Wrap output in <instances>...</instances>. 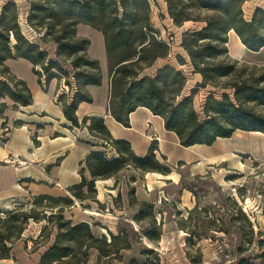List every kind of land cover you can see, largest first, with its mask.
Instances as JSON below:
<instances>
[{
    "label": "rangeland",
    "instance_id": "1",
    "mask_svg": "<svg viewBox=\"0 0 264 264\" xmlns=\"http://www.w3.org/2000/svg\"><path fill=\"white\" fill-rule=\"evenodd\" d=\"M32 1L45 6L42 0ZM10 2H14L16 8L5 9ZM30 2L0 0V16L5 14L6 28L19 31L30 42L39 44L47 52L49 60L61 65L65 73L51 70L56 75L52 80L62 85L64 92L61 93L67 99L74 88L78 89L72 66L73 57L67 52L59 56L56 41L61 38L60 44L69 43L67 37L75 33V27L67 26L66 21L58 18L51 6H45L48 8L45 12H33ZM150 2L151 25L161 31L162 39L170 44L171 52L165 59H157L144 70L143 75L154 77L158 69L164 66L181 69L178 62V57H181L187 62L181 70L186 72L188 83L176 99L180 102L197 85L190 57L186 56L187 52L181 46L182 37L188 30L201 29L205 24L191 21L181 27L174 23L172 26L163 4L159 0ZM257 7L264 8V0H246L243 5L244 18L251 20ZM14 12L18 13L17 25L13 21ZM11 40V46L17 44L14 35H11ZM127 53L114 50L112 60L116 61ZM223 60L236 64L232 75L220 78L214 86L200 88L194 94L193 109L201 121L206 119L205 107L210 94L216 100H221L223 94L234 100L235 91L228 85H234L239 76L250 78L254 85L264 86V64L259 60L234 61L228 55ZM36 71L45 81L46 73L42 67L37 66ZM13 76L0 66V80L20 90L22 87L16 86L17 78ZM171 96L168 92L167 97ZM250 107L264 116V106L253 102ZM4 119V116H0L1 141L5 140L9 129ZM239 160L243 165L239 164ZM237 161L224 167L213 166L211 172L203 176H191L188 166L179 172L172 167L175 171H171L167 168L169 165L161 161L168 169V174H173V181H179L178 174L181 175L180 183L176 186L172 181L142 172L128 160L113 176L91 177L95 181L96 193L88 192L85 187L82 201L75 197L79 189L73 188L65 189L67 192L64 190L62 193L64 197H51L68 199L67 202L40 200L38 196L27 194L24 198L14 200L6 213L0 211V217L7 218L11 212L19 215L20 222H13L12 225L23 227L24 231L21 238L14 241L13 247L19 243L23 245L24 240L28 241L25 243L26 247L30 245L27 253L38 250L40 246L51 248L58 234L66 233L72 226L82 222L90 225L95 239L104 238L97 242L85 240L84 244L61 239L60 247H71L72 255L52 264H264V160L256 161L243 156ZM97 187L101 192L100 200ZM137 190L140 191L139 195L136 194ZM21 216L30 217L26 225L22 223ZM66 221L72 224L61 230L58 225ZM0 233H6L3 224H0ZM112 235L117 239L112 241ZM98 249L111 255L105 257ZM42 256L40 252L32 263L40 264ZM0 264L6 263L1 260Z\"/></svg>",
    "mask_w": 264,
    "mask_h": 264
},
{
    "label": "trees",
    "instance_id": "2",
    "mask_svg": "<svg viewBox=\"0 0 264 264\" xmlns=\"http://www.w3.org/2000/svg\"><path fill=\"white\" fill-rule=\"evenodd\" d=\"M164 1L167 4L168 14L176 26L181 27L184 23L191 21L205 24L201 29L188 30L182 37L181 46L190 57L192 72L200 74L203 81L180 102L176 99L180 97L188 83L186 72L172 66H164L154 77L143 75L144 70L151 67L157 59H165L171 52L170 44L163 41L161 32L151 25L150 0H42L45 6H51L56 11L58 18L66 21L67 26L75 27V33L67 37L69 43L60 44L61 38L56 41L59 56L67 52L70 57H73L74 78L78 85L70 103L64 94L59 97L67 120L75 127L81 126L76 116L78 106L82 102L93 101L86 87L100 86L103 79L99 61L90 58L87 53L90 41L76 34L77 26L86 24L102 32L105 37L111 76L109 109L112 116L125 127L130 126L131 112L138 107H146L165 120L167 130L175 132L184 147L210 146L219 138H230L237 130L264 133V116L250 107V103L253 102L264 106V86L254 85L250 78L239 76L234 85H228L235 91L234 100L227 94H223L221 100H216L214 95L210 94L205 107V120L201 121L193 109L194 94L200 88L214 86L216 80L228 78L235 71L234 62L223 60V57L228 54L226 44L231 31H234L242 43L253 52H258L264 47V8L257 7L252 19L248 21L243 15V5L246 0ZM30 6L33 12L37 10L42 13L48 10L47 7L32 0ZM9 8H16V4L8 3L5 9ZM5 18L3 13L0 16V66L4 68V71L10 73L5 65L8 59L23 58L34 65V72L39 77L36 67H42L46 73L45 84L56 78L51 70L56 69L65 73L57 61L48 59L47 52L41 49L39 44L30 42L21 36L19 31L6 28ZM17 19L18 13L14 12L13 21L16 25ZM11 35H14L17 40L14 46H11ZM118 49L128 53L113 61L111 55ZM178 62L181 66L186 64L181 57H178ZM16 83V86L22 87L20 90L0 80V102L9 97L16 108L31 105L33 96L27 84L19 79ZM168 92L172 94L171 98L167 97ZM6 109L7 106L1 102L0 116H4ZM86 123L87 120L84 119L82 125ZM88 129L94 136L112 145L119 155L108 159L105 151L91 152L86 159V167L93 178L113 176L128 160L144 173H169L168 169L157 161L154 145L146 156L138 157L131 151L128 142L112 140L104 119H91ZM94 186V180L88 181L83 178L79 185L73 187V189H79L75 197L82 201V197L85 198L82 191L85 187L88 192L96 193ZM37 198L68 201V199H52L48 196ZM142 205L148 206L146 203ZM18 216L16 212H11L7 218L0 217V224H3L6 229V233H0V261L11 258L14 241L19 240L24 231L23 227L12 225L13 222H20ZM21 218L22 223L26 225L30 217L21 216ZM62 220L63 218L60 217V221ZM71 224V221H66L58 227L62 230L63 227ZM111 237L112 241L117 239L113 235ZM61 239L77 244H84L85 240L89 242L104 240V238L95 239L90 225L79 223L72 226L66 233L57 235L55 244L41 257L40 264L60 262L72 255L71 247H60ZM98 250L105 257L111 255L110 252L104 253Z\"/></svg>",
    "mask_w": 264,
    "mask_h": 264
},
{
    "label": "crops",
    "instance_id": "3",
    "mask_svg": "<svg viewBox=\"0 0 264 264\" xmlns=\"http://www.w3.org/2000/svg\"><path fill=\"white\" fill-rule=\"evenodd\" d=\"M159 1L165 7V15L168 17L166 2ZM168 18L173 26L172 19ZM76 34L90 41L87 53L90 58L99 61L103 76L100 86L86 87L93 101L82 102L78 106L76 116L81 125L79 127L73 126L64 115L63 103L59 102L62 85L58 81L52 80L46 85L45 81L35 74L34 65L26 59H8L5 62L10 72L27 84L33 102L26 107L16 108L9 97L1 100L7 106L4 120L9 129L5 140H0V211L6 213V209L14 200L24 198L27 194L38 197H64L62 194L64 190L79 185L83 178L92 180L91 173L86 167V159L93 151H109L112 155L119 156L113 151L115 148L112 145L90 132L88 127L93 118L104 119L112 140L128 142L136 156H146L154 145L157 161L166 162L169 167L165 166L169 170L175 171L172 168L174 167L178 169L177 172L188 166L191 176L207 175L213 166L224 167L239 161V164L243 165L241 160L237 161L243 156L256 161L264 160L263 132L237 130L230 138H219L210 146L184 147L178 135L167 130L165 120L146 107H138L130 113L129 127L119 123L109 109L111 76L105 37L102 32L86 24H79ZM226 47L231 60L256 59L264 64V47L258 52L249 50L234 31L229 33ZM186 56L189 57L187 53ZM193 77L196 78L197 84L202 83L203 78L200 74L193 73ZM67 100L70 103L72 97H67ZM84 119L87 123L82 125ZM147 174L172 181L176 186L181 179L180 174L177 182L171 178L173 174L166 176L158 173ZM97 191L100 200L101 192L98 187ZM136 194L139 195L140 191L137 190ZM27 242L24 240L23 245L16 244L12 249V259L4 262L34 264L33 258L40 252L41 256L44 255L50 249L40 246L38 250L27 253L30 251V245L27 247L25 245Z\"/></svg>",
    "mask_w": 264,
    "mask_h": 264
},
{
    "label": "built area",
    "instance_id": "4",
    "mask_svg": "<svg viewBox=\"0 0 264 264\" xmlns=\"http://www.w3.org/2000/svg\"><path fill=\"white\" fill-rule=\"evenodd\" d=\"M66 91H68L67 88H66ZM76 91H77V88H74L71 97H73V95H74V93H75ZM62 92H64V91H62ZM113 151H115V150H113ZM105 152H106V157H107L108 159H111L112 157H113V158H114V157H118V156H114V155H112L109 151H105ZM111 156H112V157H111Z\"/></svg>",
    "mask_w": 264,
    "mask_h": 264
}]
</instances>
